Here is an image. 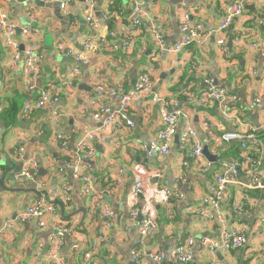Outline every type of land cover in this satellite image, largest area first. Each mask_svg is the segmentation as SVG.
Segmentation results:
<instances>
[{"label": "crops", "instance_id": "1", "mask_svg": "<svg viewBox=\"0 0 264 264\" xmlns=\"http://www.w3.org/2000/svg\"><path fill=\"white\" fill-rule=\"evenodd\" d=\"M38 1L43 4L0 0L1 12L19 29L31 26L37 30L35 41L41 59L31 79L22 56L14 61L0 36V177L5 173L14 176L13 182L7 179L4 183L13 192L0 191V264H54L48 246L57 222L67 230L58 252L63 264H85L84 256L99 236L105 240L93 254L97 264H156L146 258L133 261L132 252L139 249L166 254L189 238L195 240L190 249L191 264H264V191L229 185L218 208L211 209L207 216L198 214L202 200L222 171L219 161L236 164L240 181L246 182L245 171L254 169L264 183V0L245 4L242 14L222 35L217 29L232 0H154L149 7L141 8L140 27L127 49L123 48V33L129 27L134 2L141 0H97L94 17L99 24L95 29L86 21L84 0H76L66 10L54 7L57 0ZM104 14L109 16L108 22L103 21ZM185 15L189 26L203 28V43L177 54L159 53L154 32L164 38L166 45L173 44L180 36L178 27ZM109 30L114 36L102 44L100 39ZM15 39L22 52L28 40L17 32ZM220 39L228 49L226 55L217 45ZM59 43L80 54L85 63L77 66L74 57L56 50ZM134 70L136 80L147 73L152 87L150 93L136 98L128 108L133 128L115 123L101 129L93 118L95 107L90 98L97 105L106 104L116 110L120 95L110 96L108 91L121 89V94L129 93L135 86ZM209 78L225 88L229 96L238 98L237 103L227 106L226 114L220 112L216 102H186L188 93L198 95L207 88ZM82 85L89 92L78 88ZM44 91L55 96L57 102L33 112L27 120L19 119L20 108L34 102ZM154 95L177 101V108L187 120L177 124L167 155L146 158L143 147L164 128ZM257 96L262 106L248 109L247 103ZM55 113L58 117H54ZM188 124L197 131L203 163L210 165L205 173L200 171L201 163L192 154L190 144L183 152L178 149L179 135ZM97 130L102 137L88 142L92 158L84 163L90 167L86 174L96 179L94 194L85 196L84 183L73 180L68 171L59 172L65 170L68 158L61 155L55 136L68 137L69 151L73 153L86 132ZM225 132H254L259 144L252 147L243 142L247 146L243 149L238 142H216ZM205 152L216 160L211 162ZM249 157L258 159L260 165L254 166ZM61 163L64 165L59 166ZM33 164L38 169L34 179L17 177ZM40 167L46 171L43 176L39 174ZM137 181L142 183L143 195L131 203ZM68 185L70 201L64 203L61 196ZM113 186L115 190L111 192ZM33 188L44 192L41 197L53 203L58 200L61 205L60 209L54 204L55 212L46 217L44 227L15 220L37 199L27 193ZM165 188L177 190L180 197L167 198ZM91 205L93 214L89 215ZM103 205H109L117 214L108 230ZM142 206L156 228L138 246L141 220L140 216L132 217L130 210ZM233 206L241 208L240 214L233 212ZM223 230L243 233L245 248L221 253L201 245L200 239L216 240Z\"/></svg>", "mask_w": 264, "mask_h": 264}, {"label": "built area", "instance_id": "2", "mask_svg": "<svg viewBox=\"0 0 264 264\" xmlns=\"http://www.w3.org/2000/svg\"><path fill=\"white\" fill-rule=\"evenodd\" d=\"M76 0H61L59 8L61 10H66L67 6L71 3H74ZM251 0H232L226 6L224 10L223 17L220 21L217 33L222 35L227 29L230 28L232 22L235 18L239 17L242 12L245 4H248ZM154 0H141L140 2H134L132 13L129 17V27L124 31L125 42L123 43V48L127 49L132 45V39L138 32L140 27V18L142 15L141 8L149 7L152 5ZM86 7V21L92 28L98 27V20L94 17L95 8L97 0H84ZM103 21H109V16L104 14L102 17ZM261 25L264 27V22H261ZM18 26L15 22L10 21L0 10V36L3 37L5 42V47L11 51V56L14 61H17L20 56L24 59V66L27 75L33 76L38 71V63L41 60L38 53V44L35 41V35L37 30L31 26H26L21 30L22 36L24 39L28 40V44L24 47L22 52H19V43L15 39ZM180 36L177 40L170 45H166L164 38L159 35L156 31L153 34V41L156 50L160 52H166L167 54H177L182 50L188 48L193 44H202L203 40L206 38L203 32V28L200 25L189 26L188 16L185 15L180 26L178 27ZM113 33L109 30L106 34L101 37L100 42L102 44L107 43L108 37H113ZM217 45L220 47V51L223 54H228V49L222 39L217 41ZM56 50L63 53L67 57H74L75 61L80 63H85L83 57L80 54H76L72 49L65 47L62 43L56 45ZM74 73L78 74L77 68H74ZM32 81V80H31ZM33 82V81H32ZM207 88L198 95L188 93L185 97L186 102L194 103L197 105H203L207 102H216L219 106V110L222 114H226L227 106L235 104L238 102L236 96H229L226 89L220 86H217V83L212 78H209L206 81ZM152 81L147 73H142L134 86V88L129 93L121 94V89L118 90H109L108 94L110 96L120 95V101L118 108L116 110L112 109L109 105L101 104L97 105L90 98L92 105L95 107V113L93 118L100 124L101 129L105 127L112 126L113 124H123L124 128H133V123L129 120L127 115L128 108L130 104L139 96L151 92ZM74 89V87H72ZM30 90L33 89V85L29 87ZM99 90H102L100 87ZM57 99L55 96L44 91L42 92L34 102L25 103L18 113L19 119L27 120L29 116L35 112L44 110L51 107ZM153 102L159 104V114L161 120L164 124L163 130H161L157 137L148 143L147 146L143 147V153L146 158H150L153 155L164 156L169 153L170 143L172 138L177 134V124L179 121L187 120L186 114L178 109L177 101L165 100L156 95L153 96ZM262 106L261 97L257 96L247 103V108L250 110L258 109ZM171 109V111H170ZM1 111V109H0ZM54 117H58V114H53ZM204 127H208L207 123H203ZM102 135L97 130L95 132H86L85 138L80 142L73 153L69 151V138L63 134H57L55 136V141L57 147L62 156L68 158V161H65V170L59 169L61 174H66L67 171L70 173L73 180L80 181L84 183L83 194L85 196H91L94 194V183L96 182L95 177L89 176L86 172L90 169L88 165L84 163L92 158V149L88 145L90 140L94 138H101ZM221 142H238L240 143L243 149H246L247 146L243 142H249L252 147L258 146L259 142L257 136L254 132L242 135L238 132H225L217 141ZM192 147V154L203 163L202 158V147L198 140L197 131L188 124L183 128L181 134L179 135V144L178 149L184 151L188 145ZM254 166L258 167L260 161L258 159L248 158ZM200 164V171L202 173L207 172L209 164ZM222 171L216 176L215 183L212 185L209 194L202 200L201 206L198 210L200 216H207L211 209L218 208L220 202L223 200L226 188L229 185H238L244 190H259L264 191L263 180L258 176L254 169H248L245 171L248 176L247 181H240L239 179V168L236 164L231 162L219 161ZM38 169L35 164L30 165L28 169L24 170L17 177H26L28 179H34L38 174ZM1 174V170H0ZM119 184V183H118ZM111 192L115 190V186L111 189ZM164 193L169 199H178L180 197L179 193L175 189L165 188ZM70 185L65 187L64 192L61 196V201L67 203L70 201ZM133 199L137 196L143 195V186L142 183L137 181L133 187L132 191ZM96 205V204H95ZM94 206V205H93ZM93 206L91 205L89 209V215L93 214ZM102 215L105 222V228L108 230L112 227V224L117 220V214L109 205H103L101 207ZM233 212L240 214L241 208L239 206H233ZM55 212V206L53 201H49L43 197L34 199L24 211H22L16 221L20 223H36L39 227H44L45 219L47 216ZM131 216H141V221L139 222L138 227V238L136 244L142 246L145 243L149 232L156 228L155 221L149 217L147 208L142 206L139 208H132L130 210ZM67 232L64 228L63 223L57 222L49 239V257L54 264H63L62 259L59 258L58 252L63 247L65 233ZM105 240L104 236H99L96 239V242L91 245V249L86 252L84 256L85 264H97L92 260L93 254L98 250V244ZM246 237L243 233L237 231H226L223 230L219 235L218 239H209L204 238L200 239V243L203 246L209 247L215 251L221 253H227L231 250H242L246 246ZM195 240L189 238L185 244L176 246L169 253L161 252H146L135 250L132 252L131 259L136 261L139 258L151 259L156 264H191L192 254L190 249L192 248Z\"/></svg>", "mask_w": 264, "mask_h": 264}, {"label": "water", "instance_id": "3", "mask_svg": "<svg viewBox=\"0 0 264 264\" xmlns=\"http://www.w3.org/2000/svg\"><path fill=\"white\" fill-rule=\"evenodd\" d=\"M33 2H35L37 5H41V4H43V3H40L38 0H33ZM60 2H61V0H57L56 2H55V5H54V7L57 9V8H59V6H60ZM21 33V29H19V28H17V35H19ZM21 49L23 50V46L21 47ZM81 64H78L77 66H80ZM133 85H135V83H136V78H137V73H136V70H134L133 71ZM161 78L162 79H164L163 78V76H161ZM79 89H82V91H86V92H89V88L88 87H85L84 85H82V86H79L78 87ZM177 137L178 136H176V139H177ZM206 157H208L209 159H210V161L211 162H214L215 160H216V158H214V157H209V155L205 152V154H204ZM208 155V156H207ZM54 156V158L55 159H57V155H53ZM26 161L24 160V163H25ZM41 165V164H40ZM64 165V164H63ZM62 165V163L61 164H59V166H63ZM46 171H44L43 170V168L42 167H40L39 168V174H40V176H43L44 175V173H45ZM11 180L12 182L14 181V176L13 175H7V173H5V174H3L1 177H0V191H2V192H13L12 190H10V189H8V188H6L4 185V183H5V181L6 180ZM27 193H29L31 196H33V197H36V198H40L42 195H44V192H41V191H38V190H36V189H31V190H29V191H27ZM54 203L61 209V205H60V203H59V201L58 200H56V201H54ZM82 213L84 214V218H85V215H86V212L84 211V210H82ZM142 218H141V216H140V220H141Z\"/></svg>", "mask_w": 264, "mask_h": 264}, {"label": "trees", "instance_id": "4", "mask_svg": "<svg viewBox=\"0 0 264 264\" xmlns=\"http://www.w3.org/2000/svg\"><path fill=\"white\" fill-rule=\"evenodd\" d=\"M108 22V21H107ZM53 204H55V203H53Z\"/></svg>", "mask_w": 264, "mask_h": 264}, {"label": "rangeland", "instance_id": "5", "mask_svg": "<svg viewBox=\"0 0 264 264\" xmlns=\"http://www.w3.org/2000/svg\"><path fill=\"white\" fill-rule=\"evenodd\" d=\"M150 214V213H149Z\"/></svg>", "mask_w": 264, "mask_h": 264}]
</instances>
